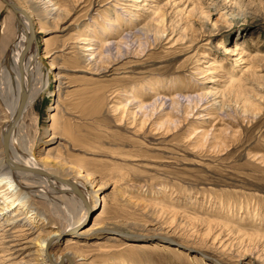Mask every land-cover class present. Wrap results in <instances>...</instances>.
<instances>
[{
  "label": "rangeland",
  "instance_id": "374dc122",
  "mask_svg": "<svg viewBox=\"0 0 264 264\" xmlns=\"http://www.w3.org/2000/svg\"><path fill=\"white\" fill-rule=\"evenodd\" d=\"M13 1L32 13V30H43L37 57L48 54L40 95L24 117L29 134L41 156L51 147V157L83 166L103 185L84 227L101 220L120 233L105 234L101 245L66 244L64 233L53 252L69 248L94 264H264V0H152L162 25L120 0H53L47 10L43 0ZM13 21L0 1V58ZM158 27L166 33L154 40ZM235 45L248 64L226 59L222 48ZM49 63L58 81L47 77ZM218 67L227 73L218 79L222 107L187 104ZM227 79L236 81L233 95ZM138 101L154 109L135 113ZM33 205L54 222L41 200ZM32 247L0 264H36Z\"/></svg>",
  "mask_w": 264,
  "mask_h": 264
},
{
  "label": "bare ground",
  "instance_id": "6f19581e",
  "mask_svg": "<svg viewBox=\"0 0 264 264\" xmlns=\"http://www.w3.org/2000/svg\"><path fill=\"white\" fill-rule=\"evenodd\" d=\"M0 1L8 6L16 17V23L13 21V42L9 44V47L5 49L0 58V121H2V125H0V257L3 256V261L4 259L7 261L12 255L23 251L27 246H33L34 250L31 254L37 255L38 257H36L39 260L36 264H94L87 262L85 255L71 251L69 248L60 253L53 252V249L64 233L68 235L66 244L72 242L71 239L78 238L82 241H93L95 245H101L103 244L101 240L107 235L108 240L116 239V236H119L120 233L118 234L117 231L112 229L117 228L116 225L110 222L103 223L99 220L91 222L89 227H84L96 211V201L101 200L98 192L103 185L98 183L95 177L89 174L83 166L71 164L61 157H51V154L49 155L51 147L47 149L44 156H41L40 152L42 150L36 147V135L31 136L29 134L24 117L32 109L42 89L38 85L42 80L45 69L44 60L47 59L48 54L44 52L37 57L38 46L35 34L43 30H41V27H38L39 29L37 28L36 32L32 30L30 23L32 13L26 8L11 0L18 8L15 11L10 8L7 0ZM43 1L47 5L45 9L47 10L51 7L48 4L52 3L53 0ZM120 1L136 4L126 3L127 6L124 8L139 11L140 15L144 13L151 14L154 16L153 22L158 21L160 25L163 24V20L158 18L157 12L154 13L159 8L156 9V6H151L156 5L154 2L158 0ZM177 1L180 0H166V2H175V4H177ZM48 11L47 14L50 15ZM131 16H135L136 19L141 18L137 17V14H131ZM159 27L155 29L154 40L164 37L166 33L164 29L160 32ZM103 36H107V33ZM101 45L103 49L108 48L109 40L106 39L101 42ZM87 49H84V51L87 52ZM90 50H93V48ZM222 51L224 56H227L226 59L234 61L236 66H239L242 62L248 64L243 47L235 45V48L231 51H228V48H222ZM107 52L109 51L107 50ZM92 55L93 53L84 56ZM55 68L53 63H49L46 75L48 77L53 74L58 81L57 72H53ZM213 74L217 75L213 76ZM210 75L211 77H205L207 80L204 84L208 86L205 87L206 89L201 96H194L190 93L184 97L187 104L188 101L196 98L199 100L210 99L209 102L219 103L220 106L224 103L222 91L217 90V86L220 84L218 79L226 78L227 73L224 72L222 67H218L212 69V71H207L204 76ZM47 77L45 78L46 81ZM226 84H228L227 93H232L234 90L230 86L236 85V81L227 79ZM130 96L127 97L130 98ZM178 97L176 94L172 96L170 101H177L175 99ZM179 99L181 100V98ZM134 105L137 108L135 113H141L144 108L148 110L155 106L140 101L134 103ZM127 106H131L130 100L126 102L124 108L126 109ZM4 110L6 111L4 112ZM2 112H4V116L1 115ZM34 198L41 200L47 212H52L51 217L54 216L52 218L54 222L43 220V214L33 205ZM20 227L22 228L21 231L14 230L15 228L20 229ZM44 228H47V230L42 233ZM106 230H109V233ZM156 244L159 245L160 243ZM130 246L140 247L143 245L134 243ZM151 246L154 247V245ZM100 248L105 252H110V248ZM25 256L27 255L25 254ZM103 264H132V262L122 259H106Z\"/></svg>",
  "mask_w": 264,
  "mask_h": 264
},
{
  "label": "water",
  "instance_id": "95a60500",
  "mask_svg": "<svg viewBox=\"0 0 264 264\" xmlns=\"http://www.w3.org/2000/svg\"><path fill=\"white\" fill-rule=\"evenodd\" d=\"M7 3L10 6V8H13L15 11L18 10L16 5L11 0H7Z\"/></svg>",
  "mask_w": 264,
  "mask_h": 264
}]
</instances>
